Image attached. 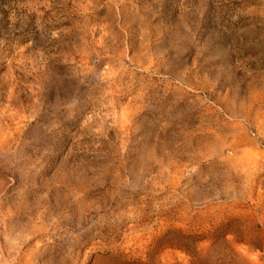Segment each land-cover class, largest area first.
<instances>
[{"label": "rangeland", "instance_id": "rangeland-1", "mask_svg": "<svg viewBox=\"0 0 264 264\" xmlns=\"http://www.w3.org/2000/svg\"><path fill=\"white\" fill-rule=\"evenodd\" d=\"M0 264H264V0H0Z\"/></svg>", "mask_w": 264, "mask_h": 264}]
</instances>
